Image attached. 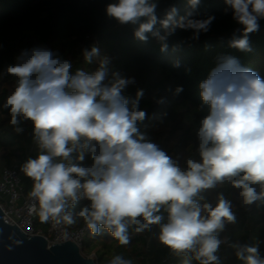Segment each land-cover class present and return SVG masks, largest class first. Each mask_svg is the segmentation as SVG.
Here are the masks:
<instances>
[{
    "label": "clouds",
    "instance_id": "obj_1",
    "mask_svg": "<svg viewBox=\"0 0 264 264\" xmlns=\"http://www.w3.org/2000/svg\"><path fill=\"white\" fill-rule=\"evenodd\" d=\"M200 3L188 0L184 15L170 6L163 18L157 15L158 0H116L105 11L120 25L134 26L137 40L154 37L160 51L167 52L168 38L177 29L191 30L193 40L210 30L215 16L196 18ZM225 4V14L231 10L242 26L229 46L252 51L249 34L264 19V0ZM82 56L91 64L100 51L92 46ZM179 66L175 61L174 67ZM4 74L15 78V87L0 107L17 133L23 131L21 122H31L40 149L35 159L21 165L33 182L29 211L64 236L82 221L91 235L105 230L120 246H128L133 235L155 225L159 243L180 257L181 264H220L218 253L228 239L219 234L237 222V215L223 192L217 193L215 204L203 194L228 184L239 190L244 206L264 204V78L236 57H217L198 85L201 109L207 106L196 131L199 159L187 158L183 167L139 131L147 117L139 106L144 92L137 90L136 99L123 95L135 79L111 71L109 57L100 58L94 72L73 70L71 60L35 46L22 50ZM182 91L176 89L177 94ZM86 157L90 164L84 163ZM81 200L88 203L77 211ZM230 246L244 264H264L259 242ZM108 264L135 262L113 255Z\"/></svg>",
    "mask_w": 264,
    "mask_h": 264
},
{
    "label": "trees",
    "instance_id": "obj_2",
    "mask_svg": "<svg viewBox=\"0 0 264 264\" xmlns=\"http://www.w3.org/2000/svg\"><path fill=\"white\" fill-rule=\"evenodd\" d=\"M115 2L116 0H0V105L15 87V78L5 75V69L15 64L16 57L22 50L42 46L61 56L69 41L78 42L84 49L96 46L100 57L87 64L81 52L77 57V68L94 72L99 67V59L107 56L110 58L111 71L119 72L125 78H134L135 83L129 85L123 95L136 99L137 90L142 89L144 92L139 99V106L146 111L147 117L139 124V131L183 167L187 158L199 159L196 131L201 119L207 114V106L201 109L198 85L216 65L217 57H236L244 67L264 78V19L259 21V30L249 34L252 51L242 52L229 46L233 36L241 34L239 30L242 26L232 19L231 10L225 14V0H201L196 18L215 16L210 30L201 33L198 40H193L191 30L177 29L168 38V51L161 52L156 38L149 36L147 42H141L134 37V26L120 25L114 18L107 16L106 5ZM170 6L177 7L180 15L189 10L188 0H158V18H163L165 10ZM175 61H179V67H174ZM178 87H182L183 91L177 94ZM161 100L163 103L158 102ZM9 120L7 110L0 107V128H3V133L5 130L7 132L4 136L0 135V159L6 156L4 163H9L10 158H15L21 169L28 158L35 159L38 156L40 149L34 140L27 151L16 146L21 132L17 133L13 128L6 129L4 124L9 123ZM28 122H21L19 127L24 129ZM1 163L0 166L3 164ZM218 192H223L232 201L237 215V222L226 225L225 230L219 234V238L228 239V243L221 245L222 249L218 253L220 264H244L236 259L234 249L230 246L236 242L249 245L259 242L264 256V204L255 202L244 206L239 190L228 184L206 191L203 195L206 201L215 204ZM87 203V200H81L75 210L78 211ZM41 223L37 218L36 224ZM158 227L133 235L128 246H120L105 230L101 231L100 236H93L87 231L82 249L90 251L99 245L101 250H95L99 262L105 260L107 252L119 254L123 247L130 249L135 256L140 249L154 253ZM146 234L150 236L147 244L144 243ZM165 248L167 251V247ZM175 260L178 262L181 259ZM192 264L197 262L192 261Z\"/></svg>",
    "mask_w": 264,
    "mask_h": 264
},
{
    "label": "built area",
    "instance_id": "obj_3",
    "mask_svg": "<svg viewBox=\"0 0 264 264\" xmlns=\"http://www.w3.org/2000/svg\"><path fill=\"white\" fill-rule=\"evenodd\" d=\"M32 184L30 178H28V183L25 184L23 173L16 160L3 163L0 166V210L2 219L8 224H15L28 236L35 234L44 236L48 243L72 241L78 246L83 256L91 257L96 264H108L97 260L96 249L90 251L82 249L83 240L88 231L83 222L68 228L67 236H64L63 231L53 227L51 223H45L46 231L36 224L38 216L29 211L28 193L31 191ZM175 258L176 256L167 248L166 253L161 255L155 264H177Z\"/></svg>",
    "mask_w": 264,
    "mask_h": 264
},
{
    "label": "water",
    "instance_id": "obj_4",
    "mask_svg": "<svg viewBox=\"0 0 264 264\" xmlns=\"http://www.w3.org/2000/svg\"><path fill=\"white\" fill-rule=\"evenodd\" d=\"M0 264H96L72 241L48 243L42 235L24 234L2 219L0 210Z\"/></svg>",
    "mask_w": 264,
    "mask_h": 264
},
{
    "label": "rangeland",
    "instance_id": "obj_5",
    "mask_svg": "<svg viewBox=\"0 0 264 264\" xmlns=\"http://www.w3.org/2000/svg\"><path fill=\"white\" fill-rule=\"evenodd\" d=\"M84 49L83 46H81L78 42H74V41H69L66 43V48H65V52L61 54V57L64 59L65 56H66V59L67 60H71L73 62V70H75L77 67H78V62H77V57L78 55L82 52V50ZM71 57H74L73 59H71ZM5 128L10 130L11 128H13V130H15L14 126L10 125V123H5L4 124ZM20 126V125H19ZM22 128V127H21ZM3 128H0V135H6L7 132L6 130L2 131ZM33 142V127H32V124L31 122L29 121L28 124L24 127L23 131L21 132V135L20 137L17 139L15 145L18 146V147H22L24 151H27L29 149V146L30 144ZM24 156V155H23ZM7 159V157H2L0 159V162L4 163L5 160ZM13 160H16L15 158H10L9 161H13ZM1 163V164H2ZM85 164H90L91 161L90 159H88L86 157V160L84 162ZM23 173V172H22ZM23 180L25 182V184L28 183V177H26L23 173ZM44 224V230L46 231V224ZM157 233H159V227L157 228ZM149 240H150V236L149 234H146L145 235V238H144V243H149ZM156 251L154 253H149V252H146L145 250H139V253L137 256L133 255L132 252L130 251V249H128L127 247H123L121 249V251L119 252V254H117L116 252H107L106 255H104V259L101 263H108V260L113 256V255H122L124 256L125 258H132L134 259V262L135 264H154L156 262V260L163 254L166 253V248L165 246H163L162 244L159 243L158 241V237H157V240H156ZM100 246L97 245L95 246L94 249H100L99 248ZM222 247L220 248V251H221ZM101 250V249H100ZM99 250V251H100ZM154 258L156 260H154ZM176 258H179L181 259L180 257H177ZM178 263H181V260L178 261Z\"/></svg>",
    "mask_w": 264,
    "mask_h": 264
},
{
    "label": "crops",
    "instance_id": "obj_6",
    "mask_svg": "<svg viewBox=\"0 0 264 264\" xmlns=\"http://www.w3.org/2000/svg\"><path fill=\"white\" fill-rule=\"evenodd\" d=\"M40 227H42V228H44V224L43 223H41L40 225H39ZM158 260V259H157ZM156 260V261H157ZM155 264V263H154ZM177 264H181V263H177Z\"/></svg>",
    "mask_w": 264,
    "mask_h": 264
}]
</instances>
